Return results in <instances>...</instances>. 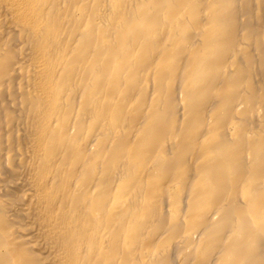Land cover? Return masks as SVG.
Returning <instances> with one entry per match:
<instances>
[{
	"label": "bare ground",
	"instance_id": "obj_1",
	"mask_svg": "<svg viewBox=\"0 0 264 264\" xmlns=\"http://www.w3.org/2000/svg\"><path fill=\"white\" fill-rule=\"evenodd\" d=\"M0 264H264V0H0Z\"/></svg>",
	"mask_w": 264,
	"mask_h": 264
}]
</instances>
